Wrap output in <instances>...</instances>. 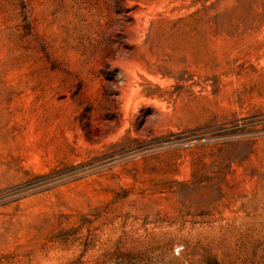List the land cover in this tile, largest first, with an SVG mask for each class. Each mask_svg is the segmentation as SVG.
<instances>
[{
    "label": "rangeland",
    "instance_id": "1",
    "mask_svg": "<svg viewBox=\"0 0 264 264\" xmlns=\"http://www.w3.org/2000/svg\"><path fill=\"white\" fill-rule=\"evenodd\" d=\"M0 264H264V0H0Z\"/></svg>",
    "mask_w": 264,
    "mask_h": 264
},
{
    "label": "built area",
    "instance_id": "2",
    "mask_svg": "<svg viewBox=\"0 0 264 264\" xmlns=\"http://www.w3.org/2000/svg\"><path fill=\"white\" fill-rule=\"evenodd\" d=\"M182 250H183V247L177 246V247L174 248V254L175 255H180V253L182 252Z\"/></svg>",
    "mask_w": 264,
    "mask_h": 264
}]
</instances>
